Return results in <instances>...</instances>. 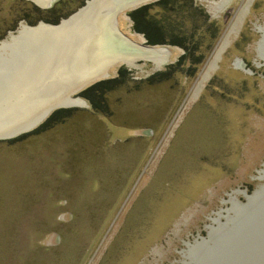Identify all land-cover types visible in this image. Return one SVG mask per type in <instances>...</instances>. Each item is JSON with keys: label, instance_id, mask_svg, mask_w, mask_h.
Segmentation results:
<instances>
[{"label": "rangeland", "instance_id": "obj_1", "mask_svg": "<svg viewBox=\"0 0 264 264\" xmlns=\"http://www.w3.org/2000/svg\"><path fill=\"white\" fill-rule=\"evenodd\" d=\"M31 1L0 0V44L60 25L90 0ZM184 1L191 13L162 20L160 33L199 63L169 44L171 68L117 63L103 79H118L111 89L89 92L96 106L73 94L82 105L64 107L72 112L55 125L39 130L45 119L0 139V264H179L264 186V0L252 1L229 39L221 36L249 0ZM132 11L117 15L118 30L142 42ZM222 43L217 69L191 99ZM23 48L0 49L3 69L19 65Z\"/></svg>", "mask_w": 264, "mask_h": 264}, {"label": "bare ground", "instance_id": "obj_2", "mask_svg": "<svg viewBox=\"0 0 264 264\" xmlns=\"http://www.w3.org/2000/svg\"><path fill=\"white\" fill-rule=\"evenodd\" d=\"M32 1L37 6H48L54 2ZM252 1L242 3L228 30L221 36L223 39H229L233 33L236 34L237 25L249 11ZM100 2H105V7H109L105 14L97 15L100 10H105L104 6H100L103 3H100L97 7L94 6V9L84 11L83 16L62 21L55 27L39 24L35 28H24L19 35L11 37L10 42L8 40L1 42L0 49L13 47L16 50L24 46L23 50L19 51L24 55L18 53L15 57L19 59V65L9 69H3V60L0 59V136L9 135L29 123L40 121L44 116L42 111L48 105L60 103L64 106L82 105L79 99L67 97V91L78 86L88 75L101 71L114 55L123 57V54H129L131 48L128 42L122 46L117 39L119 30L117 21L113 19L115 0ZM91 3L93 2L89 1L88 6ZM114 15L117 18L116 12ZM46 41L48 44L40 50ZM228 45L222 43L218 46V51H214L212 59L207 61L196 83L195 91L189 96L191 99L197 97L199 93L196 95V92L200 85L206 81L213 69H217L221 55ZM162 50L168 52L164 46ZM138 63L140 62L132 61L125 64L119 62L126 66ZM237 65L236 67L240 68Z\"/></svg>", "mask_w": 264, "mask_h": 264}, {"label": "water", "instance_id": "obj_3", "mask_svg": "<svg viewBox=\"0 0 264 264\" xmlns=\"http://www.w3.org/2000/svg\"><path fill=\"white\" fill-rule=\"evenodd\" d=\"M149 1L151 0H115L113 13L119 14L127 10H134L148 4ZM90 2L93 3L88 6L89 1L86 2L85 6L68 20L80 15L83 16L84 11L94 9V6L97 7L100 3H103L100 6H106L105 2H100V0H90ZM107 8L109 7H105L106 11L102 9L105 12L100 10L98 14L97 12L95 14H105ZM114 14L113 19L116 21ZM82 16L80 19L83 18ZM117 39L122 46L128 42L131 48L129 54L125 53L123 57L114 55L101 71L88 75L78 86L76 85L69 92L67 91V97L71 99V95L82 92L87 86L103 80L108 75V69L119 62L125 64L132 61H154L161 63V65H168L166 60L168 52L162 50V46L166 45H149L146 40L134 42L123 36L120 31ZM132 43L133 45H130ZM240 68H244L241 62ZM74 99L80 98L75 97ZM64 107L68 106H64L62 103L48 105L42 111V114H44V116L41 114L43 119L29 123L26 127H22L9 135L0 136V139H12L30 133L54 111ZM245 198L246 201L234 212L216 224L203 237H199L200 240L196 242L195 246L179 264H264V186L253 195H245Z\"/></svg>", "mask_w": 264, "mask_h": 264}, {"label": "trees", "instance_id": "obj_4", "mask_svg": "<svg viewBox=\"0 0 264 264\" xmlns=\"http://www.w3.org/2000/svg\"><path fill=\"white\" fill-rule=\"evenodd\" d=\"M153 9H158V11H153L152 12L153 14H149V12ZM179 10H182L185 12H182ZM193 10L195 12L198 11V13H199V11H203L200 7H197V6H194ZM159 12H162V14L159 15L158 14ZM189 12L190 11L188 10L187 6L185 5L184 0H158L155 3L146 4L144 6H141L137 9L133 10L132 12H130L129 15L133 21V27L135 28V30L137 32H140L143 35V37L145 38L146 42L149 45H168L169 44V45H173V46L174 45L180 46L184 51V54L181 56L182 59L181 58L180 59L184 60L186 57L189 56L191 58V61H192L191 64L193 67L196 63H199L201 55H199L197 57L191 56V54H190L191 49H189L188 46H186L185 43H183V41L178 40V39L175 42L174 41H171V42L166 41L164 38L161 37V33H160V31L163 30L162 27H164V25L161 22L162 20H163V22L164 21H166L167 23L170 22L173 25V24L177 23V19H179L181 15H183L184 18H187L185 16V14H189ZM203 12H204V18H206V20H207L208 16H207L205 11H203ZM163 13H164V15H163ZM182 13H184V14H182ZM162 17H163V19H162ZM164 17H165V19H164ZM179 30L182 31L183 29H180V27H179ZM180 33H184V32H180ZM182 37L184 39H186V36L183 34H182ZM193 39H194V36H193ZM194 41H197V38L194 39ZM164 47H167V46H164ZM194 51L195 50H193V54H194ZM178 63H179V60H178ZM170 66L171 65H166L165 67L171 68ZM116 80H118V79H113L112 81L101 80L99 82H96V83L92 84L91 86H89L88 88L84 89L81 92V95H82V97H85L86 99H88L92 103V105L96 106L95 102L91 98L88 97L89 92H91L94 95L105 93L107 90L111 89L110 86L112 85V83L117 82ZM161 81H163V80H161ZM63 111L66 113L72 112L70 109H68V110L58 109V110L54 111L47 118L44 125L43 126L41 125L40 128H38V129L40 130L41 128L50 127L51 125H55V123L58 122L59 116L63 113ZM101 112L103 113L105 111H101ZM60 117H62V116H60ZM66 117H68V116H66ZM55 118H57V119H55ZM38 129H37V131L39 132ZM21 136L23 137V135H21ZM21 136H19V137H21Z\"/></svg>", "mask_w": 264, "mask_h": 264}, {"label": "built area", "instance_id": "obj_5", "mask_svg": "<svg viewBox=\"0 0 264 264\" xmlns=\"http://www.w3.org/2000/svg\"><path fill=\"white\" fill-rule=\"evenodd\" d=\"M151 133V132H150Z\"/></svg>", "mask_w": 264, "mask_h": 264}, {"label": "flooded vegetation", "instance_id": "obj_6", "mask_svg": "<svg viewBox=\"0 0 264 264\" xmlns=\"http://www.w3.org/2000/svg\"><path fill=\"white\" fill-rule=\"evenodd\" d=\"M137 35V34H136Z\"/></svg>", "mask_w": 264, "mask_h": 264}]
</instances>
